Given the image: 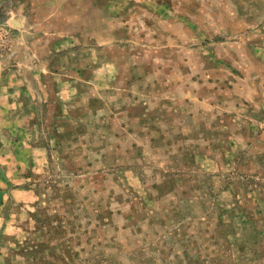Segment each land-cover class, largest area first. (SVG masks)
Here are the masks:
<instances>
[{"label": "rangeland", "instance_id": "obj_1", "mask_svg": "<svg viewBox=\"0 0 264 264\" xmlns=\"http://www.w3.org/2000/svg\"><path fill=\"white\" fill-rule=\"evenodd\" d=\"M127 2L27 85L0 4V264H264V0Z\"/></svg>", "mask_w": 264, "mask_h": 264}, {"label": "crops", "instance_id": "obj_2", "mask_svg": "<svg viewBox=\"0 0 264 264\" xmlns=\"http://www.w3.org/2000/svg\"><path fill=\"white\" fill-rule=\"evenodd\" d=\"M0 4L3 5L4 12L12 14L9 21L16 28L15 49L20 55L17 59L19 68L7 73L18 83L26 85L32 81L31 72L30 67L25 65L26 57L21 55L35 53L36 63L44 72V75L40 74L39 77L46 78L54 71L71 69L85 40L90 42L86 46L85 54L94 56L92 60L100 55L102 44L109 42L118 50L120 46L113 44L117 40L118 28L123 25V28L127 29V25H134V20H137L134 17L120 19L118 16L129 7L127 0H0ZM103 17H110L104 31L99 23V19ZM24 68L27 71L29 69V72H24ZM100 69V65L95 66L94 74ZM63 85V92H72L71 82ZM1 87L4 88V85ZM43 87L46 91L49 90L51 82L43 83ZM18 88V93L25 92L23 87ZM1 92L7 95L10 90L3 89ZM11 101L8 100L0 109L21 108L22 101Z\"/></svg>", "mask_w": 264, "mask_h": 264}]
</instances>
